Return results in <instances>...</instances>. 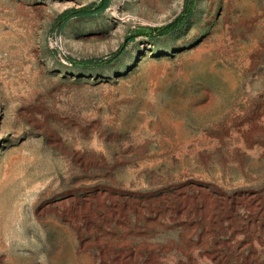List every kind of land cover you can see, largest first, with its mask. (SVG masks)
Returning a JSON list of instances; mask_svg holds the SVG:
<instances>
[{
    "label": "rangeland",
    "instance_id": "rangeland-1",
    "mask_svg": "<svg viewBox=\"0 0 264 264\" xmlns=\"http://www.w3.org/2000/svg\"><path fill=\"white\" fill-rule=\"evenodd\" d=\"M99 1L0 0V264H264V0Z\"/></svg>",
    "mask_w": 264,
    "mask_h": 264
},
{
    "label": "trees",
    "instance_id": "trees-1",
    "mask_svg": "<svg viewBox=\"0 0 264 264\" xmlns=\"http://www.w3.org/2000/svg\"><path fill=\"white\" fill-rule=\"evenodd\" d=\"M109 1L110 0H101L98 3H92L77 8L71 7L69 9H66L57 17L55 24L60 27L63 26L72 17L90 16L93 14H99L109 6ZM193 5H194V0H184L183 10L181 14L177 15L172 21H170L165 25L146 28L145 29L146 31L143 34H146L147 36H159V35L163 36L175 31L177 28L181 26L185 17L186 16L188 17L191 14ZM138 34L140 33H135L126 36L125 41L120 45V47L106 57H100L96 59H82L74 62L79 65H100L111 62L124 52L128 43L134 40V38Z\"/></svg>",
    "mask_w": 264,
    "mask_h": 264
}]
</instances>
